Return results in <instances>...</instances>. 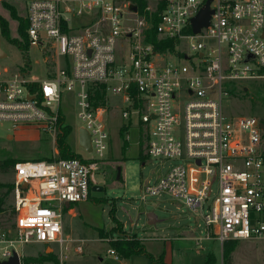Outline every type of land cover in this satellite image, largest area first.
I'll list each match as a JSON object with an SVG mask.
<instances>
[{"label": "built area", "instance_id": "obj_1", "mask_svg": "<svg viewBox=\"0 0 264 264\" xmlns=\"http://www.w3.org/2000/svg\"><path fill=\"white\" fill-rule=\"evenodd\" d=\"M208 1L29 0V43L52 51L54 69L38 80L26 63L0 64V121L38 127L54 154L16 162L15 223L0 226V260L28 242L68 251L74 241L83 253V240L63 234L65 205L93 197L116 111L119 134L136 128L147 155L183 160L147 183L143 200L162 190L182 198L206 222L199 241L264 239V121L224 109L233 84L264 78V0H211L209 24L195 33ZM64 91L77 96L79 129L91 136L92 151L73 157L58 156Z\"/></svg>", "mask_w": 264, "mask_h": 264}, {"label": "rangeland", "instance_id": "obj_2", "mask_svg": "<svg viewBox=\"0 0 264 264\" xmlns=\"http://www.w3.org/2000/svg\"><path fill=\"white\" fill-rule=\"evenodd\" d=\"M28 2L0 0V16L8 21L10 40H25L22 33L25 32L23 25ZM10 40L2 35L1 44L7 56L0 58V64L24 69L26 51ZM28 58L33 78L41 80L54 69L52 51L45 52L40 46L30 45ZM233 87L232 94L224 98L225 112L232 116L251 115L264 121V78L238 81ZM77 100L75 93L64 91L61 106L67 123L72 127L67 142L73 152H85L78 141L80 119ZM122 121L116 111L110 123L111 148L98 163L97 178L104 187V195L79 201L64 211L63 234L83 240L79 242L83 244V253L75 251L77 243H72L68 251L55 243L49 247L41 242L18 243L15 250L20 254L22 264H117L116 256L108 251L113 241L121 244L135 241L138 246L160 252L164 243L161 238L165 237L173 242L172 264H206L210 253L215 255L213 264H264V239H229L223 244L211 238L199 241L194 237L206 236V222L199 212L188 208L182 198L162 190L158 194L147 195L146 200L142 199L147 183L158 186L170 167L183 163V160L149 156L145 144L142 157L136 128L125 134L129 146L122 150L124 140L119 134ZM6 153L17 161L51 157L54 154L53 138L34 125L14 129L11 122L0 121V160ZM60 153L58 148V156L61 157ZM14 166L7 171L0 168V184L13 185ZM0 190L7 188L2 186ZM4 206L6 209L0 211V226L11 227L15 223L12 192L6 196ZM149 212L159 219L156 224H149ZM225 247L231 248L230 257L226 259L223 254ZM116 253L120 255L118 251Z\"/></svg>", "mask_w": 264, "mask_h": 264}, {"label": "trees", "instance_id": "obj_3", "mask_svg": "<svg viewBox=\"0 0 264 264\" xmlns=\"http://www.w3.org/2000/svg\"><path fill=\"white\" fill-rule=\"evenodd\" d=\"M139 6H142L145 4V0H139ZM13 14H15L16 12L15 11H12ZM24 31L22 33L23 37H25L24 39L25 40H20V39H13V40H10V34H9V27H8V21L4 18H2L0 16V30H1V34L3 36L6 37V39L10 40V41H13L14 43L18 44L25 52V60H26V64L27 65H30V61H29V58H28V50H29V47H30V43H29V40H28V36H27V33H26V28H27V25H28V22H27V19L25 18L24 20ZM157 21V16H154V22ZM155 31H154V28L151 29V34H154ZM98 97H101V96H98ZM72 131V127L71 125L69 124H66L63 126V129L62 131L59 133L58 135V138H57V147L60 149L61 151V157H73V156H78L80 154L76 153L75 151L73 152L71 147H70V144L67 142V136L70 134V132ZM120 135L122 136L124 142H123V147H122V150L124 149H127L128 146H129V143H128V140L124 138L125 136V128H122L120 130ZM144 143L141 141V148H140V151H141V156L144 157L145 155V152L144 151ZM60 157V156H59ZM41 159H48V160H51L53 159V156L51 157H46V158H41ZM17 161V158H14L13 156H11L10 154H3V157L2 159L0 160V168H2V170L4 171H7L9 168H12L15 164V162ZM6 187L7 190L5 191H1L0 190V211H3L5 210V198L6 196L12 192L13 190V185H9V184H0V188L1 187ZM93 198V197H92ZM98 198V197H96ZM114 230H116L114 228ZM111 247L113 249H115L116 251H118L120 253L119 256L121 257H129L133 254H137V253H147V250H146V247L145 246H138L137 243L135 241H125L124 243H119L118 241H113L111 243ZM230 253H231V248H227L225 247L224 249V259H226L227 257H230ZM150 257L152 259H155L151 254H149ZM156 262L158 264H165L164 263V258H163V255H160L157 259H156ZM215 262V255L213 253H210V255L208 256V259L206 261V264H213Z\"/></svg>", "mask_w": 264, "mask_h": 264}, {"label": "water", "instance_id": "obj_4", "mask_svg": "<svg viewBox=\"0 0 264 264\" xmlns=\"http://www.w3.org/2000/svg\"><path fill=\"white\" fill-rule=\"evenodd\" d=\"M210 1L209 0L206 4V6L192 19V26L193 31L195 33L199 32L202 27L207 26L210 21L212 9L210 8ZM137 6L132 5V9L136 10ZM2 34L0 32V58L6 57L7 53L2 48ZM249 59V58H247ZM261 126L264 127V122H261ZM12 137V136H9ZM78 141L80 146L86 148L88 151H92V145H91V136L90 133L86 128H80L79 129V137ZM120 170L118 177L120 178ZM26 187V185L24 186ZM104 195V187L100 184H96L92 186V196L93 197H101ZM148 222L149 224H156V222L159 221L157 216L153 212H149L147 214ZM0 264H22V259L20 254L17 251H14L13 254L5 260H0Z\"/></svg>", "mask_w": 264, "mask_h": 264}, {"label": "crops", "instance_id": "obj_5", "mask_svg": "<svg viewBox=\"0 0 264 264\" xmlns=\"http://www.w3.org/2000/svg\"><path fill=\"white\" fill-rule=\"evenodd\" d=\"M74 204H76V203H74ZM71 205H73V204H66L65 205V209L67 207H70ZM191 237L193 238V236H191ZM68 238L79 239V238H75V237H71V236H69ZM194 238H196V240H198L197 237H194ZM161 239L164 241V243H163V249L160 252H158V251H150V250L147 249V246H145L147 252L149 254H151L155 259H152L150 257V255L147 254V253H137V254H133V255H131L129 257H121V256L118 255L119 257L116 259L117 260V264H158L156 262V259L160 255H163L165 264H172V262H171V259H172V256H173V242H172V239L169 238V237H165V238H161ZM213 240H215V239H213ZM72 243H75V242L73 241V242H71V244ZM46 246L49 247L50 245H46Z\"/></svg>", "mask_w": 264, "mask_h": 264}]
</instances>
